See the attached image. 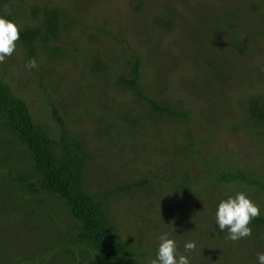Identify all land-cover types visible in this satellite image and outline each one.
<instances>
[{
	"label": "rangeland",
	"instance_id": "374dc122",
	"mask_svg": "<svg viewBox=\"0 0 264 264\" xmlns=\"http://www.w3.org/2000/svg\"><path fill=\"white\" fill-rule=\"evenodd\" d=\"M25 1L58 5L67 13L69 9L75 23L59 33L57 44L65 49L62 57L48 58L39 47L38 67L28 69L23 48L16 42L14 53L0 63V77L27 100L35 120L49 135L80 139L89 192L122 184L111 190L103 207L118 235L141 247L142 263L156 258L159 236L167 232L190 264H252L251 258L259 264L264 224L259 228L260 241L249 237L230 241L219 230L215 213L219 202L237 191L246 192L262 212L264 190L236 187L213 177L210 163L202 158L212 159L221 169L250 171L264 178V124H242L247 119L243 108L247 98L264 94V46L259 33L264 0H144L139 9L135 0H12L6 9L28 12L19 3ZM252 2L257 6L254 10L248 5ZM155 15H162L167 23H155ZM207 17L224 23L218 29L219 39L213 37L215 43L202 38L204 27L206 35L212 32L203 22ZM26 19L21 16L14 22L19 26ZM237 38L245 42L243 51L231 43ZM131 52L140 58L146 91L163 103L185 108L188 127L177 119L171 123L146 119L134 92L117 86V71L124 65L119 57ZM93 62L97 71L90 69ZM216 72L224 75L223 81ZM181 145L185 148L179 150ZM149 169L169 183L155 181L152 189L146 184L126 188L128 181L143 177ZM180 183L191 186L172 187ZM44 199L55 214L65 215L57 198ZM44 233L45 228L36 226L22 232V237L38 249L45 243ZM188 241L197 245L192 252H185ZM64 258L50 255L45 260L58 264Z\"/></svg>",
	"mask_w": 264,
	"mask_h": 264
},
{
	"label": "trees",
	"instance_id": "16d2710c",
	"mask_svg": "<svg viewBox=\"0 0 264 264\" xmlns=\"http://www.w3.org/2000/svg\"><path fill=\"white\" fill-rule=\"evenodd\" d=\"M11 1L0 0V16L12 21L21 16L27 18L19 25L20 39L17 41L23 48L26 61L36 59L39 50L51 59L62 57L65 49L62 51L57 42L61 29L67 30L75 23V16L70 10L67 13L58 5H39L25 1L19 3L28 12L18 13L12 6L8 12L6 5ZM143 2L144 0H135V8H141ZM248 5L253 10L257 8L254 2ZM259 11V33L264 46V8ZM207 18L203 22L212 32L206 35L207 29L204 27L205 36L202 38L215 43V39L220 36L218 29L224 23L217 24L215 17ZM152 19L158 24L167 23L162 15H155ZM102 31L105 32L106 29L103 28ZM93 37L95 40L99 39V32L93 34ZM231 43L239 46V50H244L243 39H232ZM119 58L124 65L123 69L117 71L115 82H118V87L134 92L144 106L141 111L147 112L146 119L159 118L170 123L177 119L188 127L190 115L185 108L163 103L152 92L146 91L141 82L138 55L131 52L124 59L121 56ZM96 65L93 62L90 69L97 71ZM45 69L42 68L46 74ZM215 77L224 80V75L220 72H216ZM243 108L244 116L247 117L242 123L244 126L264 124V94H251ZM186 129L192 135L191 129ZM193 142L192 137L189 145L192 146ZM18 146L21 147L19 150ZM179 148L181 150L185 145ZM85 159L84 147L79 138L73 136L65 139L49 135L35 120L27 100L14 91L8 80L0 77V264H50L45 260L46 256L61 254L65 258L58 264H144L141 261L144 254L141 247L118 235L103 207V200L105 201L111 190L122 187V184L104 187L101 192H89L85 186ZM202 159L210 163L213 177L224 182H233L232 185L236 187L264 190V178L258 174L237 169H221L212 159ZM23 161L25 167H22ZM147 172L143 177L128 181L126 188L132 189L146 184L152 189L155 181L166 185L168 178L150 169ZM190 186L191 183H180L173 184L172 187L187 190ZM153 192L157 193L155 190ZM48 195L59 200L58 206L61 204L64 207L65 215L54 213L53 206L44 199ZM14 216L24 220L17 223ZM46 220L49 225L44 223ZM262 224L264 210L250 224L252 235L249 238L254 242L260 241L259 228ZM36 226L45 228V243L38 249L28 246L22 237V232H30ZM46 251L48 254L44 256ZM255 259L251 258L252 264L256 263Z\"/></svg>",
	"mask_w": 264,
	"mask_h": 264
},
{
	"label": "clouds",
	"instance_id": "9594fccd",
	"mask_svg": "<svg viewBox=\"0 0 264 264\" xmlns=\"http://www.w3.org/2000/svg\"><path fill=\"white\" fill-rule=\"evenodd\" d=\"M20 39V28L12 20L0 16V63L10 57L16 50V42ZM26 67H38L35 58L30 59ZM260 216V207L249 198L244 191H237L222 199L215 213L216 224L221 232L226 233V239L238 241L252 235L251 221ZM197 245L188 241L184 245L185 252H192ZM259 264H264V253H258ZM150 264H190L187 255L178 253L174 239L169 238V233L164 232L159 236V247L155 259Z\"/></svg>",
	"mask_w": 264,
	"mask_h": 264
}]
</instances>
